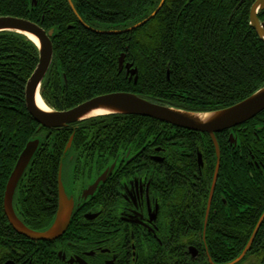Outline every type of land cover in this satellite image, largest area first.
I'll return each instance as SVG.
<instances>
[{
  "label": "trees",
  "instance_id": "1",
  "mask_svg": "<svg viewBox=\"0 0 264 264\" xmlns=\"http://www.w3.org/2000/svg\"><path fill=\"white\" fill-rule=\"evenodd\" d=\"M70 1L76 13L67 0H36L35 7L32 0H0V18L23 19L45 32L53 31V59L40 89L41 99L53 111L70 110L102 95L129 92L156 104L209 113L238 104L264 87V41L249 25L255 0H165L153 19L121 35L96 34L86 27L117 30L132 26L146 19L160 0ZM258 19L264 24V10L258 13ZM122 52L138 70L135 84L118 75L117 60ZM38 58L37 47L26 37L0 33V169L9 175L27 143L39 139V148L21 178L31 182L52 179L41 176L46 170L52 172V164H58L50 160L48 149L64 153L70 137L72 148L77 139L85 137L84 125L94 121L52 131L34 122L25 107V88ZM120 117L133 147H139L136 133L149 134L152 125L157 142L169 137L164 134L174 128L148 118ZM231 130L238 142L249 141L255 147L262 142L258 147L264 148V112ZM216 137L223 153L228 141L223 144L220 135ZM208 146L213 152L210 141ZM62 153L60 158L65 156ZM222 174L220 167L218 180ZM2 179L1 213L8 178ZM43 186L50 197L53 182L45 181ZM262 195L259 193L251 204L255 207L251 216L235 220L234 250L228 252L227 246L222 247L220 264L230 263L242 253L264 211V201H258ZM20 205L31 221L27 227L41 229L42 218L54 204L27 196ZM223 238L227 235L222 234L221 242ZM244 262L264 264V225L239 264Z\"/></svg>",
  "mask_w": 264,
  "mask_h": 264
},
{
  "label": "flooded vegetation",
  "instance_id": "2",
  "mask_svg": "<svg viewBox=\"0 0 264 264\" xmlns=\"http://www.w3.org/2000/svg\"><path fill=\"white\" fill-rule=\"evenodd\" d=\"M132 26L92 29L124 31ZM127 56L120 53L117 72L127 83L135 84L138 70ZM123 120L117 116L87 122L85 137L77 139L64 158H60L61 150L48 149L50 160L58 164L41 176L52 179L19 181L12 204L26 227L31 221L20 205L23 198L53 202L51 212L42 218L41 229L27 227L44 231L58 212V177L65 160L64 168L71 177L61 182L73 208L68 228L53 241H30L10 226L3 201L13 170L8 175L0 169V185L2 178H8L0 211V264H220L222 247L233 252L235 220L253 214L251 204L259 193L263 195L258 201H264V148L258 147L262 142L255 147L249 141L238 142L232 130L219 133L220 142L228 141V147L222 153L216 137L220 163L213 184L217 156L209 135L174 127L164 134L169 137L157 142L152 125L149 134L136 133L139 147H133ZM220 167L223 178L218 180ZM45 181L53 182L52 199L45 193ZM222 234L227 235L223 242Z\"/></svg>",
  "mask_w": 264,
  "mask_h": 264
},
{
  "label": "water",
  "instance_id": "3",
  "mask_svg": "<svg viewBox=\"0 0 264 264\" xmlns=\"http://www.w3.org/2000/svg\"><path fill=\"white\" fill-rule=\"evenodd\" d=\"M71 10L75 12L74 7L70 0H67ZM164 4V0H161L154 12L145 20L133 25L132 27L124 31H109L98 32L92 28H88L90 31L96 34L106 35H121L134 31L137 28L145 25V23L157 15ZM36 6V0H32V7ZM264 10V0H257L250 10L249 25L253 28L259 37L264 41V24L260 23L258 19V12ZM79 22L81 20L79 19ZM85 26V25H84ZM16 33L26 37L31 41L38 49L39 61L36 69L29 78L25 88V107L29 115L32 117L35 123L40 127L49 131L59 130L66 128L70 125H75L92 118L106 115H120V116H135L148 118L160 123L168 124L176 128L188 130L191 132L208 134L214 145L217 161L214 171L213 184L216 182L219 171V148L216 142L215 135L222 133L226 130H230L237 126L244 125L245 123L253 120L259 114L264 112V87L253 93L251 96L235 104L231 107L209 112V113H194L185 110L172 108L156 104L146 99L140 98L130 93H113L109 95L99 96L86 101L70 110L66 111H53L48 108L40 97L41 84L50 68L53 50L51 38L53 37V31L45 32L39 26L30 21L17 19L12 17L0 18V33ZM32 36L38 42L35 44L30 38ZM124 58L119 60V69L121 70ZM132 65H128L127 68H131ZM132 75L136 74V71L131 72ZM136 79V78H135ZM136 83V80H135ZM38 98L41 100L46 110L41 109L38 104ZM102 111V115H94L95 112ZM40 145V140L35 139L27 143L21 154L19 155L14 169L8 179L4 192V213L5 216L13 228V230L20 236H23L30 241H53L60 236L68 228L71 219V212L73 203L70 198L67 197L64 187L61 182V168L59 170L58 177V212L52 222V224L44 231L34 232L28 229L16 216L13 210V195L15 189L21 180L23 174L27 170L31 163V160L37 152ZM72 145V137L65 148L64 155L66 156ZM64 156V157H65ZM104 180V179H101ZM100 180L92 187V189L98 184ZM264 211L257 221L251 236L243 249L242 253L232 262L228 264H238L243 260L246 254L255 241L257 234L264 223Z\"/></svg>",
  "mask_w": 264,
  "mask_h": 264
},
{
  "label": "bare ground",
  "instance_id": "4",
  "mask_svg": "<svg viewBox=\"0 0 264 264\" xmlns=\"http://www.w3.org/2000/svg\"><path fill=\"white\" fill-rule=\"evenodd\" d=\"M164 1H165V0H164ZM256 1H257V0H255L254 4L256 3ZM254 4H253V5H254ZM253 5H252V7H253ZM162 7H163V6H162ZM250 10H251V9H250ZM261 11H263V10H261ZM261 11H259V12H261ZM153 12H154V11H153ZM153 12H152V13H153ZM259 12H258V13H259ZM152 13H151V14H152ZM158 13H159V12H158ZM158 13H157V14H158ZM151 14H150V15H151ZM249 14H250V12H249ZM150 15H149V16H150ZM149 16H148V17H149ZM148 17H147V18H148ZM154 17H155V16H154ZM154 17H153V18H154ZM147 18H146V19H147ZM153 18H151V19H153ZM151 19H150V20H151ZM144 20H145V19H144ZM150 20H148L147 22H149ZM147 22H146V23H147ZM146 23H145V24H146ZM260 23H261V22H260ZM250 27H251V26H250ZM252 29H253V28H252ZM253 30H254V29H253ZM254 31H255V30H254ZM131 32H132V31H131ZM255 33H256V32H255ZM28 37H29L30 40H32L35 44H38V42H37V40H36L35 38H33L32 36H29V35H28ZM37 104H38V106H39L41 109L46 110V107L43 105V103L41 102V100H40L39 98H38V100H37ZM160 104H161V103H160ZM102 114H104V112H102V111H98V112H95V113H94V115H102ZM162 170H163V169H162ZM169 176H170V175H169Z\"/></svg>",
  "mask_w": 264,
  "mask_h": 264
},
{
  "label": "rangeland",
  "instance_id": "5",
  "mask_svg": "<svg viewBox=\"0 0 264 264\" xmlns=\"http://www.w3.org/2000/svg\"><path fill=\"white\" fill-rule=\"evenodd\" d=\"M62 164H63V169L61 168V174H62V178H61V180H62L63 182H66V181H68L69 178L71 177V173H70V171H68V170H66V169L64 168L65 160H63ZM62 164H61V166H62ZM255 262H256V261H255ZM243 264H250V263H249V262H248V263H247V262H244Z\"/></svg>",
  "mask_w": 264,
  "mask_h": 264
}]
</instances>
